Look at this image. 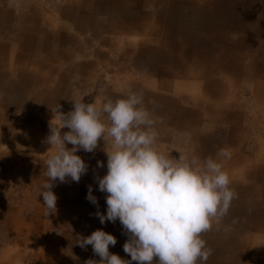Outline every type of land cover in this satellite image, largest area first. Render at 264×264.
Segmentation results:
<instances>
[{"label":"crops","instance_id":"1","mask_svg":"<svg viewBox=\"0 0 264 264\" xmlns=\"http://www.w3.org/2000/svg\"><path fill=\"white\" fill-rule=\"evenodd\" d=\"M97 3H94V0H81V4L75 7L77 14L80 16V11L84 8L95 9L96 12L108 9L104 15L105 22L112 23L115 13L120 11L119 9H125L124 15L130 17H123L122 24L118 27L121 41L132 37L138 41L142 40L141 42L155 43L162 47L161 51L167 47L168 54L164 60L168 63L164 64L168 68L175 64V57L187 64L182 65L179 71L168 69L165 78L170 76V81L155 86L154 92L146 95L149 105L153 103L151 107L148 105L147 109L156 120L155 126L165 132L170 130L168 137L161 138L163 142L174 133L187 131L193 139L194 148H191V153L194 151V156L197 155L200 159L217 157L211 152L208 153L206 145L200 148L196 144L197 125L192 127L193 122L214 128L222 135L220 147L231 152L230 159H222V166L230 177V187L235 189L239 198L232 201L226 216L212 221L211 229L203 233L202 238H205L206 246L211 250L221 246L218 251H214L215 255L218 252L217 264H264V257L252 258L243 254L245 250L238 251L235 243L238 237L232 240L227 235L215 237V234H221L223 226H227L236 236H239L238 233L252 235L255 240L254 250L258 253L264 251V247L256 245L257 241H264V156H261L264 150L258 149L259 142H264V0H103L102 4ZM27 8L0 9V130L23 125L29 126L27 131L32 128L33 133L37 127L49 125L50 118L55 119L56 113L52 110L59 107L58 111L62 113L73 110L74 104L72 106L69 101V85L75 81V75L82 76V73L78 71L81 70V65L78 64H75V71L70 70L71 68L50 71L49 56L57 53L60 44L64 45L67 38L56 33L61 31V27L51 21L47 12H36L37 9L30 6ZM189 12L193 17H186ZM35 13L42 18L39 19ZM66 14L67 12L63 11L62 15L66 20L70 19L76 23L80 32L88 24L93 25L90 16L83 23L81 19L78 22ZM175 14L185 18L191 25L185 28L177 27ZM133 34L136 36H132ZM175 40L177 42L174 43ZM13 57L18 61L12 63ZM156 59L162 61L161 57L157 56ZM156 74L160 76L161 72ZM243 82L251 89L253 102L257 106L254 110L241 108L239 105L231 106L239 102L241 95L240 91L228 94L227 88L230 83H233L234 88H242ZM186 84H193L196 91L197 87L202 88V97L192 101L195 107L204 110L205 124L201 118L192 117L194 111L190 113L179 106V103L189 102L187 98H179L181 93L186 91ZM159 92L172 97L160 96ZM187 123L191 125L188 126ZM39 156L42 157L41 154ZM78 156L85 161L89 170H92L87 173L91 179H95L96 175L103 177L107 174V158L103 160L104 167L99 168L98 154L79 152ZM6 159L8 161L4 164L0 162V193L13 184L17 174L16 166L11 164L13 157L9 155ZM37 168L36 171L42 173L44 166ZM92 189V195L98 200L99 211L106 215L107 194L99 189ZM12 200L14 203L17 200L13 194H0V242L4 241L5 247L10 250L19 245L21 236L18 206L9 204ZM86 207L97 210V206L88 200ZM65 211L66 208L62 211L64 219ZM58 221L60 224L63 222ZM116 222V225L110 222L109 226L103 228V231L117 239L115 246H109V251L124 260H130V255L123 250L128 237L123 235L120 221ZM21 229L27 233L26 238H31L29 229L22 226ZM49 229L65 234L63 226ZM76 238L67 236L66 246L78 247ZM244 242L240 239L237 245L243 246ZM30 243L26 241V244ZM249 243L248 241V245ZM87 249L86 259L89 260L95 254L91 245H88ZM211 257L207 264L214 263L210 260ZM43 258L44 264L48 261L50 264H60L59 258Z\"/></svg>","mask_w":264,"mask_h":264},{"label":"rangeland","instance_id":"2","mask_svg":"<svg viewBox=\"0 0 264 264\" xmlns=\"http://www.w3.org/2000/svg\"><path fill=\"white\" fill-rule=\"evenodd\" d=\"M9 1L1 0L0 9H28L27 6H30L32 9H37L36 12L41 10L45 13L47 12L46 14L51 18V21L56 22V25L61 27V31L56 33L64 35L67 41H64V45L60 42L61 44L58 48L60 50L49 56V68L50 71L54 69L67 70L69 68H71L70 70H74L77 64L81 65V70L78 69V71H81L82 76L80 74L75 75V81H72V85H69L71 91L69 101H71L72 106L74 102L93 103L96 100L97 106L101 107L106 99L126 98L130 93H143V106L147 108L150 103L146 101V95L153 93L155 86L158 87L162 82L165 81L167 83L170 81V76L165 78V75H168V69L172 68L171 70L173 71H179L178 69L182 65H187L179 57H175L173 60L175 64L173 67L170 66L168 68L164 64L168 63L164 60L168 54L167 47L161 51L162 47L155 43L141 42L142 40L138 41L132 37L131 39L121 41V36L118 35V27L122 24L123 17L126 16L127 19L130 17V15H124L126 13L125 9H119L120 11L115 13L112 23H107L105 22L104 15L108 9H100V11L97 10L96 12L95 9L84 8L80 11L79 16L77 14L78 10L75 7L81 4V0H12L11 3ZM95 2L102 4L103 0H94ZM63 11L67 12L70 18H74L78 22L81 19L80 21L83 23L90 16L89 18L93 22V25L87 23L89 27L82 28L80 32V30H77L76 23L70 19L66 20L62 15ZM35 16H38L39 19L42 18V16L36 13ZM174 16L177 27L185 28L191 25L179 14H175ZM186 17L191 18L193 14L189 12ZM163 30L164 28L161 29V32ZM132 36L136 35L133 34ZM175 42L177 41L175 40ZM174 43H172V47ZM157 56L162 58L161 62L158 59L155 60ZM11 61L15 63L18 59L13 57ZM173 61L172 63H174ZM17 68L19 69V67ZM156 72H161V75L156 76ZM241 82L239 81V83ZM244 82L242 83V88H234L233 83H230L227 88L228 94L240 91L239 94L241 95L239 102L231 106L239 105L241 108L254 110L257 108L256 103L253 102L251 89ZM186 86L189 89L186 88V91L183 93L179 91L181 93L179 98H187L189 102L187 104L179 103V106L185 108L190 113L194 111V116H191L201 118L205 124V120L203 119L206 118L204 110L195 107L192 101L195 98L202 97V88L199 86L200 88L197 87L198 90L196 91L193 84H186ZM159 95L172 97L160 92ZM151 105L149 106L151 107ZM51 121L53 125L59 123V119L50 118ZM49 125H44L41 128L37 127L33 133L31 132L32 128L27 131L26 129L29 126L23 125L9 127L8 130H0V154H2L0 162L4 164L5 161H8L6 156L10 155L13 157L11 164L17 168V174L12 181L13 184L8 189H3V192L0 194H13L16 197V202L14 203L12 200L9 204L12 203L13 206H18V226L20 227L19 233L21 235L18 240L19 245L14 247V250L5 247L4 241L0 242V264H44L43 257L48 260L59 258L60 264H86L88 261L86 259L88 249L85 250L79 246L67 247V236L88 237L94 231L98 229L103 230L106 225L109 226L110 224V222L108 224H101L99 218L94 215L97 210L86 207L88 186L91 185L92 188L99 189L96 180L91 179L88 174L83 175L78 183L72 181L71 178H68L67 183H60L57 180V186L52 189L58 197L57 210L49 216L46 215L47 209L44 207L43 197L40 195L46 177L42 173L37 172L36 168L44 166V162L55 151L54 149L50 150L51 145L43 143L45 138L50 134ZM186 125L190 126L191 124L187 123ZM195 125H197L195 135H197L198 140L196 144L200 148H204V145H206L208 153L211 152L216 157L217 151L222 148L220 147L222 135L214 128L198 125V123L193 122L192 127ZM261 129L263 128L261 127ZM69 130L64 128L61 129V132L63 134ZM154 130L157 132V147L166 155H171L176 159H179L180 153L188 157L194 156V151L191 153V148L193 147L192 135L187 131L174 133L168 140L163 142L162 139H165L166 136L168 137V131L170 132V130L165 132L157 126L154 127ZM263 144L264 142H259V150H264ZM66 146L69 149L74 147L71 144H67ZM105 146V141L101 138L94 152L99 155L97 162L107 158L104 151ZM79 152L84 153L85 151L80 150L77 152V155ZM40 154L42 157L39 156ZM261 156H264V153ZM89 171L92 170L88 168L87 173ZM65 208L68 212H64V219L62 211ZM58 220L63 222L60 224ZM114 224L116 225L117 222ZM21 226L22 228L26 227L29 229L31 238H26L27 233L22 231ZM62 226L65 231L64 235L58 233L59 231L49 229V227L61 228ZM123 235H125L124 232ZM226 235L230 236L231 240L238 237L237 241L240 239L243 242L245 241L243 246L237 245V241L235 242L239 252L245 250L246 252H243V254H247V256L252 258L264 257L262 253L264 251L258 253L254 250L255 240L252 235H241L238 233L239 236H236L232 229L223 226L221 234H215V237H225ZM25 240L31 243L28 245ZM248 241L250 242L249 245ZM257 244L264 247V241H257ZM220 248L221 246H217L216 249L212 250V257L210 258L214 262L212 264H217L219 259H217L216 255H218V252L215 255L214 251H218ZM92 259L96 261L100 260L98 255L93 256ZM46 264H50V262L48 261ZM132 264H138V262L133 261ZM153 264H159L158 258H154ZM197 264H200V262L198 261Z\"/></svg>","mask_w":264,"mask_h":264},{"label":"clouds","instance_id":"3","mask_svg":"<svg viewBox=\"0 0 264 264\" xmlns=\"http://www.w3.org/2000/svg\"><path fill=\"white\" fill-rule=\"evenodd\" d=\"M143 105V93H130L126 98L106 99L101 107L95 100L74 102L67 114L59 112L60 107L52 110L59 123L50 122V134L43 141L55 150L42 172L46 180L40 195L46 215L57 210L58 197L52 191L57 180L67 183L71 178L78 183L87 174L88 165L76 153H94L103 138L107 174L95 180L99 191L107 194L106 215L99 211L91 185L86 199L97 206L94 215L101 224L120 221L128 237L123 250L131 260L110 253L109 246H115L117 239L98 229L76 238L82 249L91 245L100 257L86 264H153L154 258L159 264H207L212 250L202 234L239 198L221 162L230 159L231 152L221 148L217 158L204 160L181 153L179 159L166 155L157 147L156 120ZM64 128L70 130L62 134ZM97 167L103 168L104 162L98 161Z\"/></svg>","mask_w":264,"mask_h":264}]
</instances>
